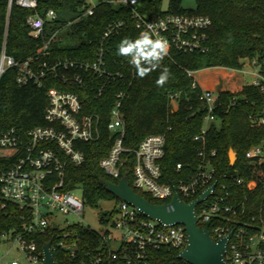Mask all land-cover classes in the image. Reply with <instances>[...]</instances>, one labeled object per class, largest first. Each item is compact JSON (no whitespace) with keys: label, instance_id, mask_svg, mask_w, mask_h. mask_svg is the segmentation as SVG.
I'll return each mask as SVG.
<instances>
[{"label":"built area","instance_id":"built-area-1","mask_svg":"<svg viewBox=\"0 0 264 264\" xmlns=\"http://www.w3.org/2000/svg\"><path fill=\"white\" fill-rule=\"evenodd\" d=\"M100 2L84 0L76 16L63 21L62 27L68 28L92 16ZM104 2L113 7H126L140 33L154 32L167 40L169 50L164 59L171 55L172 50L193 53L208 49V30L212 21L206 15H149L139 10L140 0ZM13 5L29 11L26 23L34 38L43 37L47 26L59 22L54 9L39 11L38 0H8V12ZM125 25L123 19L110 23L98 43L94 57L88 60L62 57L50 61L53 56L51 47L61 40L63 28L50 33L34 56L16 60L5 49L2 50L0 80L7 70L14 69L16 83L20 86L32 82L42 87L45 86L44 81L51 78L61 88L50 87L47 90L48 104L43 125L24 133L14 127L0 128V152H5L0 154V158L4 159V164L0 165V196L4 205L13 204L21 211L23 228L15 236H0V245L3 241L13 242L0 255V264H21L17 259L4 262L13 249L24 255L29 264H43L42 249L28 235H47L50 230L55 231V234L53 242L48 243L54 258L55 253L61 255V264H157L153 254L162 250L175 251L177 259L158 264H188L179 257L188 244L183 224H166L152 219L116 197L115 207L99 216L103 225L99 230L84 226L81 222L71 223L68 218L61 220L56 215L60 213L64 217L81 218L84 214L87 203L83 199L82 188H68L65 172L69 164L80 166L85 162V152L79 144L101 141L102 125L98 114L84 112L81 91L90 88L96 97H101L108 86L123 78L124 74L112 70L108 63V43ZM248 62L253 67V80L250 83L264 94V77L260 73L264 57ZM186 73L194 79L192 87L201 90L198 95L205 112L201 133L194 137L198 143V163L192 172L184 174L185 167L177 163L175 170L183 176L176 181L164 180L161 162L166 154V133L147 135L137 148L125 147L121 107L126 93L123 90L116 94L107 125L114 135L111 148L99 161V166L108 176L117 180L114 183H118L124 177L122 169L125 162L129 155L133 156L132 185H129L137 193L145 192L154 199L164 200L162 205H166L167 212L174 210L172 201L175 194L182 202L189 204L210 189L209 195L195 207L197 225L209 229L215 241L227 238L224 258L228 264H264V147L254 146L246 152L250 164L246 178L236 173L218 176L212 163L216 151L207 149L206 133L211 124L217 121L215 110L220 91L202 86L195 79L196 72L187 70ZM179 94L169 95L173 110L178 108ZM259 122L264 126V114ZM240 189L249 192L250 196H239ZM77 190L81 191L80 195L76 194ZM259 196L263 198L257 203ZM84 232L96 236V248L82 249ZM114 240L118 243L115 250L112 249Z\"/></svg>","mask_w":264,"mask_h":264},{"label":"trees","instance_id":"trees-1","mask_svg":"<svg viewBox=\"0 0 264 264\" xmlns=\"http://www.w3.org/2000/svg\"><path fill=\"white\" fill-rule=\"evenodd\" d=\"M100 1L92 16L63 28V21L73 19L84 0H38L39 11L54 9L59 22L47 26L43 37L34 38L26 23L29 11L13 5L8 12V0H0V54L5 49L16 60L34 56L43 40L59 28H63L60 32L61 40L52 45L53 56L50 61L62 57L92 59L108 25L120 19L126 21L125 27L112 36L108 43V63L112 70L121 71L123 78L108 86L101 97H96L90 88L81 91L84 112L101 117L102 139L99 142L79 144L85 152V162L80 166L69 164L65 172L67 187L80 186L84 201L91 205H96L103 198H115L106 191L105 182L117 180L104 172L99 161L108 154L114 138L107 125L117 92L123 90L126 93L121 107L125 124V147L137 148L147 135L166 133V154L161 168L165 181H176L183 176L175 170L177 163L185 167L184 174L191 173L198 163V143L194 137L201 133L205 116L198 95L201 90L192 87L194 79L186 71L197 72L214 66L243 70L248 61L264 57V0H196L195 9H184L181 0H169V8L165 12L162 11L160 0H140L139 10L149 15L201 14L210 17L212 21L208 30L207 51L183 53L172 50L171 55L163 59L160 68L140 78L129 63V58L118 55L121 40L124 37L135 40L140 29L126 7H113L104 0ZM164 67L169 69L170 77L160 87L156 80ZM260 73L264 77V65ZM44 83L42 87L32 82L20 86L16 83L14 69L3 74L0 80L1 129L14 127L24 133L45 123L43 115L48 104L47 90L50 87L61 88V85L51 78ZM172 93H180L176 110L169 104V95ZM263 114L264 94L257 86L248 83L239 92L220 91L215 110L217 121L211 124L206 133L207 149L216 151L212 163L218 176L236 173L247 177L250 164L246 152L254 146L264 147V126L259 122ZM168 128L171 130L168 131ZM231 148L237 154L234 165H230L229 161ZM2 164L4 159L0 158ZM133 164V156L129 155L122 169V176H127L130 185ZM238 192L242 198L250 196L243 189ZM138 193L153 204L165 203L145 192ZM262 198L259 196L257 203ZM21 214L13 204L4 205L0 196V236H15L23 231ZM54 234L55 231L50 230L47 235L34 234L28 235V238L35 239L41 250L46 243L53 242ZM81 240L82 249L97 247V238L93 233L84 232ZM153 256L157 264L177 259L175 251L162 250L154 252ZM60 259L61 255L55 253V260L59 264Z\"/></svg>","mask_w":264,"mask_h":264},{"label":"water","instance_id":"water-1","mask_svg":"<svg viewBox=\"0 0 264 264\" xmlns=\"http://www.w3.org/2000/svg\"><path fill=\"white\" fill-rule=\"evenodd\" d=\"M236 160L237 154L231 148L229 150L230 165H234ZM105 189L109 194L138 208L152 219H158L166 224H183L187 231L188 244L179 257L188 264H228L224 258L227 238L215 241L210 236L209 229L200 228L197 225L195 207L209 195L210 189L189 204L182 202L178 195L175 194L172 201L174 210L169 212L166 211V205L153 204L137 193L129 185L127 176L122 177L118 183L106 181ZM56 227L55 224L54 228ZM42 252L43 264H57L51 251L50 243H46L42 247Z\"/></svg>","mask_w":264,"mask_h":264},{"label":"rangeland","instance_id":"rangeland-1","mask_svg":"<svg viewBox=\"0 0 264 264\" xmlns=\"http://www.w3.org/2000/svg\"><path fill=\"white\" fill-rule=\"evenodd\" d=\"M160 2L162 11H167L169 8V0H160ZM181 6L184 9H195L196 0H181ZM248 63L249 62H247L243 68L244 72H237L214 66L213 68H205L203 70H199L194 74V76L199 83L203 84L209 89L218 91L227 90L231 92V90H237L241 86L243 87L253 80V67ZM3 153L5 152H0V154ZM80 193V190L76 191L77 195H80ZM116 203V198L107 197L100 199L96 203V205L86 204L84 214L81 216V218L74 216L64 217L60 213H57L56 215L61 220L68 218L71 223L81 222L84 226H90L91 228L99 230L103 227L101 221L99 220V216L107 213L108 211L110 212L115 207ZM12 245L13 242L11 240L3 241L2 245H0V255H3V252ZM117 248L118 243L115 240L112 241V249L115 250ZM14 259H17L21 264H29L26 257L20 254L17 249L11 250L10 254L6 258H4V262Z\"/></svg>","mask_w":264,"mask_h":264},{"label":"clouds","instance_id":"clouds-1","mask_svg":"<svg viewBox=\"0 0 264 264\" xmlns=\"http://www.w3.org/2000/svg\"><path fill=\"white\" fill-rule=\"evenodd\" d=\"M168 50V41L149 31H142L135 40L124 37L118 45V55L129 58V63L136 69V75L140 78L160 68ZM169 77L170 71L164 67L156 80L157 86L162 87Z\"/></svg>","mask_w":264,"mask_h":264},{"label":"crops","instance_id":"crops-1","mask_svg":"<svg viewBox=\"0 0 264 264\" xmlns=\"http://www.w3.org/2000/svg\"><path fill=\"white\" fill-rule=\"evenodd\" d=\"M201 84V83H200ZM202 86H204L203 84H202ZM212 86V85H211ZM206 87V86H205ZM208 87H210V86H208ZM213 87V86H212ZM242 86L239 88V89H237V90H231L232 92H239V91H241L242 90Z\"/></svg>","mask_w":264,"mask_h":264}]
</instances>
